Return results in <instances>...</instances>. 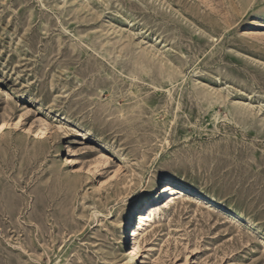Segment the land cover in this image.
<instances>
[{"label": "rangeland", "instance_id": "374dc122", "mask_svg": "<svg viewBox=\"0 0 264 264\" xmlns=\"http://www.w3.org/2000/svg\"><path fill=\"white\" fill-rule=\"evenodd\" d=\"M139 195L129 264H264V0H0V264H127Z\"/></svg>", "mask_w": 264, "mask_h": 264}, {"label": "bare ground", "instance_id": "6f19581e", "mask_svg": "<svg viewBox=\"0 0 264 264\" xmlns=\"http://www.w3.org/2000/svg\"><path fill=\"white\" fill-rule=\"evenodd\" d=\"M77 141L78 140H76V142ZM71 154L73 155L74 152H72ZM72 155L68 158L69 163L74 162ZM177 194H179L180 196L197 200L211 208H221L224 210V208L220 206L218 202L215 201L213 198L204 195L202 192L192 186L175 180H159V182L155 186L154 193L150 198L148 205L153 206L159 203H163L168 198H171ZM143 199L144 196L139 195V197L135 201V204L131 208V212L127 221L125 222L124 228L126 232L127 249L125 251L124 258L127 260V264H129L133 260L134 255H136L139 250L141 224L145 221L147 217V213L144 212V210H141ZM138 210L141 211L137 213Z\"/></svg>", "mask_w": 264, "mask_h": 264}]
</instances>
